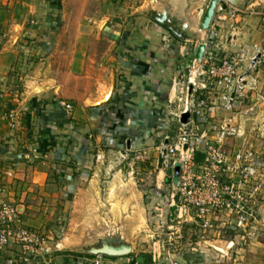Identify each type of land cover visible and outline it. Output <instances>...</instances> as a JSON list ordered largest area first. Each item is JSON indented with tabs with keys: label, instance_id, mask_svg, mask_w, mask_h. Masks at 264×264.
<instances>
[{
	"label": "crops",
	"instance_id": "0c3cea01",
	"mask_svg": "<svg viewBox=\"0 0 264 264\" xmlns=\"http://www.w3.org/2000/svg\"><path fill=\"white\" fill-rule=\"evenodd\" d=\"M112 1L121 5L119 13L123 18L112 13ZM122 1L110 0L109 15H105L110 24L105 22L102 29L109 42L102 69L107 77L97 79L90 94L86 91L80 97L76 89L73 93L68 89L67 81L81 78L78 74L84 72L85 57L90 58L86 43H79L72 52L69 80L57 76L61 67L51 60L61 24L62 0H0V87L6 90L0 105L13 113L12 119L0 122V187L4 196L0 195L6 202H17L13 205L21 209L25 228L40 226L28 215L33 208L28 203L36 197V188L37 195L43 198L67 200L72 192L81 190L77 189L79 182L95 180L100 168L115 166L107 161L109 151L125 149L138 155L137 150L143 147V153L149 152L145 159L150 166L158 161L161 146L169 141L166 138L176 137L177 116L187 97L180 72L195 60L199 43L218 39L221 46L217 59L242 52L244 59L251 62L264 36L257 0H217L207 29L201 27L200 21L210 0H133L130 10ZM162 14L166 19L159 22L156 17ZM111 19H117L118 24L113 25L116 20ZM246 61L240 62L238 74L249 70ZM260 61L264 57L257 60L253 72L257 71V87L261 88L264 66ZM253 72L246 79L248 86ZM204 77L199 85L203 97L196 95V104L203 114L204 128L210 129V120L218 119L219 104L226 105L221 94H214L222 84ZM65 103L71 108H66ZM148 164L145 162L144 171L149 170ZM127 167L124 163L119 169L124 176ZM150 179L147 176L143 183L144 190L151 194L158 185L150 184ZM217 216L227 220L225 214ZM224 232L226 240L221 243L236 239L232 229ZM90 248L28 257L20 246H7L0 253V264L20 263V256L27 258L23 264H94L96 255ZM132 252L131 247L124 255H102L100 264H146L145 255ZM158 263L153 256L149 264Z\"/></svg>",
	"mask_w": 264,
	"mask_h": 264
},
{
	"label": "rangeland",
	"instance_id": "374dc122",
	"mask_svg": "<svg viewBox=\"0 0 264 264\" xmlns=\"http://www.w3.org/2000/svg\"><path fill=\"white\" fill-rule=\"evenodd\" d=\"M257 1L260 4L258 8L261 12V22H264V0ZM109 2L110 0H62L61 24L56 42L51 50L53 53L51 60H54L57 65L59 64V68L61 67L57 76L62 80H69L67 74H69L73 62L72 52H76L79 43H86V51L90 58L85 57L84 72L78 74L81 78L77 79V82L73 77L72 81H67L71 87L67 86L68 89L72 93L76 89L80 97H83L86 91H88L87 94H90L89 91L98 84L97 79L107 77L104 76L106 72L102 69L107 62L104 54L109 42L102 29L105 28V25L110 24L107 23L105 17V15H109ZM122 2L123 6H127L129 10L134 5L133 0H123ZM113 3L112 13L114 16H119L121 5L112 1ZM220 8L223 9L226 6ZM129 10L124 14H128ZM120 17L123 18V14H120ZM114 20L116 21L113 25L118 24L117 19ZM114 20L111 19V21ZM216 41L218 39L211 40L209 43L215 54L221 46ZM257 50L258 54L255 57L259 56L257 60H260L264 57V36ZM237 55H242V61L247 60V58L244 59L242 52ZM255 57L251 62L246 61L250 70L249 74L245 75V71L243 74H239L243 78L244 84L257 64V60L253 62ZM193 61L190 62V66H185L182 73L180 72V83H184L182 89L186 98H194L196 102V95L200 98L203 97L199 93V85L201 82L203 83L204 76L207 77V75H200L198 67L192 66ZM260 62L264 66V61ZM239 64L240 62L237 63L238 68ZM206 68L208 67L206 66ZM256 72L254 70L253 80L249 86L246 84L247 87L240 90L243 96L240 99L242 102H235L237 105L233 103L235 106L231 105L232 109L228 105L223 107L219 104L218 119H212L209 122L213 126V132L210 133L212 137H216V132L224 123L240 128L242 132V135L226 136L223 139V148L228 155V163L233 162L239 166L234 175L243 180L240 192L244 196H249V192H251L250 200L254 212L250 224L253 229L251 226L246 232L233 229L232 231L237 235L236 239H233V244L230 242L221 243L226 240L223 236L227 227L234 228L235 214H231L228 208L221 211V214L225 212L227 220H219L213 211L209 217L206 214L209 223L204 227V222L199 216V208L195 204L188 203H184L182 206L178 203L181 198L179 195L175 203L180 210L176 211L175 209L174 217L171 218L169 194H164L167 188L170 190L169 182L163 172L155 170L148 164L150 162H147L145 155L147 156L149 152L143 153L145 149L143 147L137 150L138 155L136 152L125 149H122L121 152L109 151L106 156L107 161L114 163L115 166L100 168L95 180L79 182L77 189L81 188V190L72 192L67 200L55 197L43 198L39 195L40 193L37 195L38 191L35 186L36 197L31 198L32 202H27L33 206L29 209L28 215L29 219L33 220L32 222H36L40 226L26 225L27 231L40 238L43 236L42 238L47 242L44 249L51 250L46 254L51 255L55 252H71L69 248L89 249L91 245L98 247L104 242L112 244L121 242L132 247V254L150 253L154 256L155 261H159L158 264H174V262L179 264H264V86L257 87ZM87 75L90 77H86ZM221 84L220 88L214 90L216 97L228 89L225 84ZM258 88H260L259 92ZM4 93L6 94V90L0 87V94L4 95ZM253 93L254 96H252ZM175 114L178 115L177 112ZM176 126L178 127L177 123ZM175 132L177 133V129ZM197 150L204 154L203 147H199ZM139 154L142 155L141 158H139ZM145 162L148 164V171L143 169ZM124 163L129 165L125 176L119 170ZM248 163H253L254 171L252 175L247 176L246 174L245 177L244 170ZM199 170L201 171L200 168ZM229 174L224 173L227 176ZM147 176L151 177L150 184L158 185L157 192L163 191V193H155L154 189V192L150 194L144 190L143 180ZM232 179L233 177H229L226 180ZM1 195L4 196V194ZM1 201L8 200L2 199ZM16 203L15 201L12 204ZM57 212H59L58 216L55 215ZM20 223H24L22 217ZM59 225L61 228L58 227ZM65 233H67V237ZM210 243L219 246L222 251L216 250L217 248L210 246ZM11 245L18 247V243L13 242ZM221 246L225 248L223 249ZM21 249L23 248L21 247ZM27 252L29 253V250ZM43 253L39 250L36 256ZM27 264H31V262Z\"/></svg>",
	"mask_w": 264,
	"mask_h": 264
},
{
	"label": "built area",
	"instance_id": "2783aa9c",
	"mask_svg": "<svg viewBox=\"0 0 264 264\" xmlns=\"http://www.w3.org/2000/svg\"><path fill=\"white\" fill-rule=\"evenodd\" d=\"M208 46L209 44L206 43L204 51L206 57L203 54L202 60L195 59L192 66L198 67L200 75L206 74L218 83L225 84L228 89L221 95V100L230 108L234 101L242 99L243 96L240 90L247 87L243 83V78L237 73V63L242 62L243 57L242 55H236L231 58L217 59L212 48H208ZM233 91H235L234 98L231 97ZM3 99L4 95L0 94V102ZM186 99L183 102L181 113H189L187 122H181V113L177 116L176 137L173 140L166 138L169 141L162 147L165 148V155L161 167H158V161L153 163L154 169L163 172L169 182L171 192L169 188L164 192V194H169V208L176 206V211L180 210L177 203H175L176 198L180 195L179 204L182 206H184V203L195 204L199 208V216L204 222V227L209 223L206 219V214L209 217V214L213 211V214L218 215L221 214L222 210L228 208L231 214H235V219L234 228L229 226L227 229H240V231L246 232L251 226V218L254 212L250 200L252 195L249 192V196H244L240 192L243 180L242 178L241 180L238 179L237 175H234L237 173L239 166L233 162V164L228 163L229 158L223 148V139L226 136L242 135V132L240 128L224 123L219 131L216 132V137L210 136V133L213 132V126L209 127L210 129L204 128L203 114L199 110L195 99H189V97ZM64 106L71 108L69 103H65ZM12 115V112L7 113L3 106L0 105V122L12 119ZM199 147L204 148L205 157L202 163L197 164L194 160V154ZM162 148H160L159 154ZM176 166H179L177 176H175ZM196 166H198V169H196ZM252 166L253 163H248L245 166V177L246 174L247 176L253 174L254 169ZM223 172L230 174L227 176ZM229 177H233V179L226 180ZM158 190L157 188L155 193H163V191L157 192ZM3 192L4 190L0 187V194ZM21 212L17 205H11L6 201L0 202V253H3L7 246L12 247L11 243L13 242L18 243V246L23 248L21 249L22 252L27 254L28 257L36 256L39 250L43 251V254L51 252V250L44 249V246H47V242L42 238L43 236L40 238L30 234L27 231L28 229L22 226L20 223ZM227 242L233 244V240ZM26 249L29 250V253ZM19 260L20 263H23V260L27 262V258L22 256L19 257ZM101 260L102 254H97L94 264H100Z\"/></svg>",
	"mask_w": 264,
	"mask_h": 264
},
{
	"label": "water",
	"instance_id": "95a60500",
	"mask_svg": "<svg viewBox=\"0 0 264 264\" xmlns=\"http://www.w3.org/2000/svg\"><path fill=\"white\" fill-rule=\"evenodd\" d=\"M216 5H217V0H210L209 1V4L206 7V9H205V11L203 13V16L201 18V21H200V25H201V27L203 29H207L209 27L210 22L212 20V17L214 15L215 9H216ZM156 19L159 22H164V20L166 19V16L164 14H162L161 17H156ZM171 30H173V29H171ZM204 51H205V43L201 42V43L198 44V46L196 48L195 55H194L195 59L201 60L202 56L204 54ZM258 57L259 56L255 57L253 62L256 61ZM249 72H250V70H247L244 74L245 75L249 74ZM231 97L232 98L235 97V91H233L231 93ZM188 118H189V113L188 112L181 113V115H180L181 122H183V123L187 122ZM167 143H168V141L165 140L164 144L166 145ZM130 144H131V140L128 139L127 140L128 148H130ZM185 147H187V146H185ZM164 155H165V148H162L161 149V153L159 154V157H158V167L159 168L161 167ZM178 172H179V166H176L175 167V176L178 175ZM175 209H176V206H173L171 208V218L174 217ZM116 244L117 245H114L112 243L104 242L98 247H92L90 251L94 255L102 254V255H109V256L124 255V254H127V253H129L131 251V247L128 246L127 244H123V243H116ZM219 245H221V244H219ZM210 246H212L214 248H217L216 250L222 251L219 246L217 247V245H214V244L210 243ZM221 247L223 249L225 248L224 246H221ZM174 264H179V263L178 262H174Z\"/></svg>",
	"mask_w": 264,
	"mask_h": 264
},
{
	"label": "trees",
	"instance_id": "16d2710c",
	"mask_svg": "<svg viewBox=\"0 0 264 264\" xmlns=\"http://www.w3.org/2000/svg\"><path fill=\"white\" fill-rule=\"evenodd\" d=\"M204 154L202 153V152H200V151H195V154H194V160H195V162L197 163V164H200V163H202L203 161H204ZM143 255H145L146 256V264H149V263H151V261H152V255L150 254V253H145V254H143Z\"/></svg>",
	"mask_w": 264,
	"mask_h": 264
},
{
	"label": "flooded vegetation",
	"instance_id": "af4514ba",
	"mask_svg": "<svg viewBox=\"0 0 264 264\" xmlns=\"http://www.w3.org/2000/svg\"><path fill=\"white\" fill-rule=\"evenodd\" d=\"M167 24V23H166Z\"/></svg>",
	"mask_w": 264,
	"mask_h": 264
}]
</instances>
